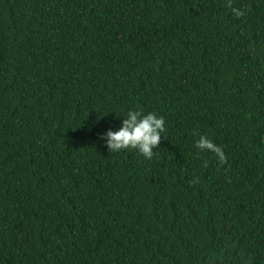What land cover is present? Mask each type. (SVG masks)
Wrapping results in <instances>:
<instances>
[{"label": "trees", "instance_id": "trees-1", "mask_svg": "<svg viewBox=\"0 0 264 264\" xmlns=\"http://www.w3.org/2000/svg\"><path fill=\"white\" fill-rule=\"evenodd\" d=\"M0 264H264V0H0Z\"/></svg>", "mask_w": 264, "mask_h": 264}, {"label": "clouds", "instance_id": "clouds-1", "mask_svg": "<svg viewBox=\"0 0 264 264\" xmlns=\"http://www.w3.org/2000/svg\"><path fill=\"white\" fill-rule=\"evenodd\" d=\"M232 15L241 18L246 10L232 7ZM165 131V119L155 113L142 114L140 111L129 110L123 117L122 123L115 131L109 130L101 137L109 152H119L125 149H135L144 158L151 159ZM195 148L200 152L214 155L218 163H226V156L222 147L215 144L207 136H200L195 143Z\"/></svg>", "mask_w": 264, "mask_h": 264}]
</instances>
